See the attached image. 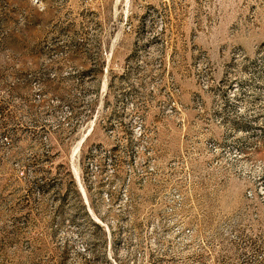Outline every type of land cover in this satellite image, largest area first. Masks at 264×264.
<instances>
[{"label":"rangeland","instance_id":"obj_1","mask_svg":"<svg viewBox=\"0 0 264 264\" xmlns=\"http://www.w3.org/2000/svg\"><path fill=\"white\" fill-rule=\"evenodd\" d=\"M0 264H264V0H0Z\"/></svg>","mask_w":264,"mask_h":264},{"label":"built area","instance_id":"obj_2","mask_svg":"<svg viewBox=\"0 0 264 264\" xmlns=\"http://www.w3.org/2000/svg\"><path fill=\"white\" fill-rule=\"evenodd\" d=\"M33 1V3H36V2H38V1H40V0H32Z\"/></svg>","mask_w":264,"mask_h":264}]
</instances>
